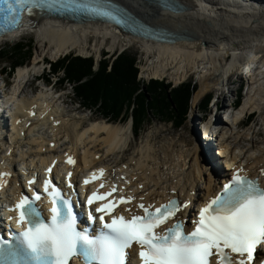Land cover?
<instances>
[{"label": "bare ground", "instance_id": "obj_1", "mask_svg": "<svg viewBox=\"0 0 264 264\" xmlns=\"http://www.w3.org/2000/svg\"><path fill=\"white\" fill-rule=\"evenodd\" d=\"M115 1L124 5L141 20L156 28L165 29L176 37L170 41L154 40L122 32L116 26L102 20L71 22L45 16L39 18L36 25L31 26L41 47V53L37 50L34 62L44 59L47 54L55 60L72 50L87 55L90 48L100 55L107 46L110 51H114L123 41L136 42L147 55L148 63L142 66V71L148 77H163L171 70V73L176 75V82L180 83L190 71L194 70L197 73L200 87L193 95L192 104L193 108L198 107L201 113L197 114L193 120L196 131H221L226 127L234 131L243 117L248 118V112H254L256 108H260L254 97L255 92H252L254 85L251 87V93L240 106L236 105L235 99L220 102L213 97L208 103L212 112L207 114L204 113V109H200L198 103L208 85L213 87L225 85L231 73L240 71L244 78L250 77L257 71L264 74V0H251L258 2H253L254 5L233 3L234 1L230 0L226 3L223 0H175L182 6L175 10L165 8L151 0ZM254 27L260 31L254 33ZM26 28L28 27L13 32L10 37L26 33ZM229 54L233 55L231 63L227 62ZM28 71L26 67H20L17 70L19 79H23ZM21 85V82L14 85V91L10 97L17 100L14 104L29 105L32 101H27L22 93H18ZM43 98L46 103L49 95L43 94ZM55 111L60 115L59 123H56L53 116H43L44 109H39V117L33 122L31 128L28 127V131L42 128L43 131L65 133V136L72 140V151L78 156L76 172L105 165L109 170L108 177L112 174L117 175V178L125 175V180L131 183L130 192L136 198L142 197L145 201L160 202L179 195L186 201L194 200L188 206V210L193 213L199 211L201 206L206 204L204 199L214 194L219 188L213 172L208 170L210 163L206 157H204L206 165L201 163L197 143L193 146L194 161L189 157L190 149L184 148L179 154L167 149L164 151L165 156L162 157L160 151L152 146L148 137L138 150V154L131 158L130 163L122 162L121 165L117 161L106 163L105 159L108 156L127 146L129 135H124V131H131V122L129 121L123 127L97 121L82 128L81 116L65 115L60 109ZM57 124L61 126L58 130ZM254 124L255 121L252 120L249 125L239 129L240 131H258V127L253 126ZM26 125L27 120L23 115V121L14 125V131H17L16 136L22 135ZM223 135L224 132L221 136ZM16 136L11 138L14 139L16 149H20L24 146V140ZM209 137H212L211 132ZM220 143L223 149L219 147L218 153L228 156L224 166L222 164L223 168L229 169L236 163V168H240L243 172L260 175L264 183V174L261 171L264 169V156L256 159L257 156L252 155L255 165H252L253 160H247L246 164H242L238 161L240 154L230 150L231 148L229 149L221 138ZM202 146L207 148L206 145ZM125 150L127 151V148ZM35 151L31 149L29 155L35 156ZM100 153H102L101 156L97 158ZM218 153L215 151L216 156ZM210 158L213 160L212 156ZM220 178L218 176L217 180Z\"/></svg>", "mask_w": 264, "mask_h": 264}, {"label": "snow or ice", "instance_id": "obj_2", "mask_svg": "<svg viewBox=\"0 0 264 264\" xmlns=\"http://www.w3.org/2000/svg\"><path fill=\"white\" fill-rule=\"evenodd\" d=\"M49 2L0 0V16L15 27L25 12L31 15L34 9ZM68 2L78 10L107 17L118 24L125 22L106 0ZM67 162L75 163L71 157ZM47 171L51 173L52 169ZM261 171L264 174V169ZM103 175L104 170L100 169L86 178L84 184L93 183ZM103 187L101 183L100 188ZM44 191L51 196L50 220L46 222L35 206V201L41 199L39 194L32 198L21 196L14 211L18 212L17 224L23 231L15 245L0 240V264H69L74 257H79L83 264H129V250L134 246L138 249L140 264H250L257 247L264 245V188L239 171L223 185L219 194L199 209L198 219L187 232L181 220L164 227L187 207L177 200L159 207L139 203L137 207L142 215H114L120 205L131 204L135 197H116L114 194L119 189L113 185L109 191L97 189L87 198L90 207L100 202L94 211L100 214L101 228L93 236L87 230H77L71 203L62 198L51 179L44 181ZM88 219L95 222L97 217L89 211Z\"/></svg>", "mask_w": 264, "mask_h": 264}, {"label": "rangeland", "instance_id": "obj_3", "mask_svg": "<svg viewBox=\"0 0 264 264\" xmlns=\"http://www.w3.org/2000/svg\"><path fill=\"white\" fill-rule=\"evenodd\" d=\"M149 6V5H148ZM150 9H152L151 6H149ZM260 31L257 28H253V32L256 33ZM20 48L17 49L19 51V54L21 56H26L29 54V51L22 50V45L24 44H31L32 45V61L25 60L24 62H29L23 64L26 65L24 67H30L32 63L34 62V59L37 55V50L41 53V47L38 41V37L36 36V33L34 30L27 31L20 37H13L5 42L0 43V50L3 49L2 53L6 56L11 55L13 52H11L14 44L16 42L20 41ZM34 46V47H33ZM12 47V48H10ZM123 51H128L136 56L137 58V67L139 69V79L141 80V87L146 89V86L152 82V80H159L163 81L165 84H170L171 88L176 87L178 84L191 82L193 84H197V87L199 89L200 82L198 79L197 73L192 70L189 72V74L182 80L180 83L176 82V75L171 73V70L168 72V75H165L163 77H148L143 71L142 66L148 63L147 55L143 52V50L139 47V45L135 43H129L128 41H123L119 47H117L116 50L110 51V49L105 47L104 51L97 55L96 51L90 48V52L86 54H80L77 50L69 51L68 53L61 55L58 59L53 60L49 54L44 58L45 62L47 63L48 60H51L52 62H58V60L65 58L67 55H74V56H81V57H93L96 63L95 69H97L101 63L104 64H112V62L116 59V57ZM99 57V59H98ZM42 60V59H41ZM233 61V55H230L227 57V62L231 63ZM6 65L5 62L0 61V69ZM43 63H40V66H37V69L39 70L42 68ZM111 67H108V70H110ZM17 70V69H16ZM15 71V70H14ZM37 72V70H35ZM60 76L64 75L63 69L59 71ZM255 74V75H254ZM251 74L250 77L244 78L243 75H241L240 71H236L234 73H231V75L228 77V81L225 83V85H218V87H213L212 85H208L206 88V91L204 92V96L200 99L198 106L200 107V104L203 102V100L206 98V95H211V97H216L220 100V102H229L231 99H237V96H239V92L241 90L242 98H241V105L244 102V99L247 97L249 93H251V87L254 85L252 92H255V100L258 102V105H260V108H256V111L254 112H248V117L252 118V120L255 121L256 128L258 127V132L251 135L255 139L250 138V134H246L243 131H240L239 129H235V131L229 130L227 127L224 129V135L221 137V139L224 141L225 145L228 146L230 150L233 152L240 154L238 157V161H242L243 163H246L248 161H252V165L254 164L255 159H252L251 157L257 156L256 159H260L262 156H264V74L261 73V71H257L256 73ZM0 77L2 75L0 74ZM6 78V76L4 75ZM17 77V72L11 76V79L8 80L9 83V90H12V87L15 84V80ZM252 77V78H251ZM0 78V81L2 80ZM72 85H74L72 83ZM26 88L30 89L28 85H26ZM142 88V90H143ZM197 89V90H198ZM256 89V90H255ZM196 90V91H197ZM141 91V90H140ZM139 91V92H140ZM195 91V92H196ZM194 92V93H195ZM194 95V94H193ZM193 95L191 96V99L189 101V111L188 114L190 115L188 117L189 121L194 120V118L197 116V114H200L201 112L198 111V107L193 108L192 100ZM210 97V98H211ZM150 99H153V97H150ZM66 107V105H65ZM95 112H99L97 116L102 115L99 109H97L95 106ZM69 112L72 114H77L82 117V125L81 127L89 126L91 123L96 121H104L102 118H94L96 115L93 112H90L86 110L83 106H80L78 102L72 97V106L66 107ZM201 109V107H200ZM237 109V108H235ZM207 111V112H206ZM211 108L208 105L207 109H204V113L211 114ZM237 112V110H236ZM154 112L150 111L148 116H152L149 122L145 123L141 128V136L136 137L133 133V129L131 127V131H124V135H129V141L125 148H127V151L123 148L118 149L114 154H111L105 159L106 163H113L114 161H117L118 163L122 162H131V158L135 157L138 154V150L140 147L145 143L146 139L150 138V143L152 146H154L156 149H158L161 153V156H165V150H171L179 154L181 149H190L191 160L195 158V152L193 150V146L197 143V137L195 136L194 131L189 130V124H184L181 127H176L171 122L167 121H161L158 119H154ZM220 113V112H218ZM158 115V114H157ZM91 116L92 119L88 118ZM123 116V115H122ZM121 116V117H122ZM247 116L243 117L245 119ZM242 119V120H243ZM125 122H113L111 120H108L107 122L116 124V125H122L125 127L127 123L132 121V118L128 117ZM199 126V125H198ZM233 132V133H232ZM230 136V137H229ZM71 143V140L69 141ZM262 144V146H261ZM187 145V146H186ZM261 146V148H260ZM235 149V150H234ZM262 150V151H261ZM200 154L201 163L206 165L204 162V158L202 157V154ZM207 156V155H206ZM204 167V166H203ZM204 170L207 172V169L204 168ZM207 174V173H206Z\"/></svg>", "mask_w": 264, "mask_h": 264}, {"label": "trees", "instance_id": "obj_4", "mask_svg": "<svg viewBox=\"0 0 264 264\" xmlns=\"http://www.w3.org/2000/svg\"><path fill=\"white\" fill-rule=\"evenodd\" d=\"M19 48L20 44L17 43L11 50L13 53L8 56L14 59V64L24 63L32 56L31 44L22 45V50L29 51L26 56L19 54ZM1 55L7 58L5 54ZM51 64L53 72L63 69V80L67 79L75 84L74 95L81 103L95 106L102 114L116 120L132 117L136 134L152 118L148 116L150 111L154 112L155 118L171 121L174 126L181 127L187 120L191 96L198 89L197 84L191 82L171 88L170 84L159 80H152L146 89L141 87L137 58L128 51L121 52L112 64L101 63L97 69L93 57L67 55ZM108 67H111L110 70ZM238 95L236 104L240 106L241 90ZM210 97V94L206 95L200 104L202 109H207Z\"/></svg>", "mask_w": 264, "mask_h": 264}, {"label": "water", "instance_id": "obj_5", "mask_svg": "<svg viewBox=\"0 0 264 264\" xmlns=\"http://www.w3.org/2000/svg\"><path fill=\"white\" fill-rule=\"evenodd\" d=\"M151 1L158 2L161 6L168 8V9H171V10L172 9L175 10L177 8L182 7L181 4L175 0H151ZM230 1L231 2L234 1L233 3H243V4L246 3V5H254V3L252 1H239V0H230ZM224 2L226 3L227 1H224ZM256 3H258V2H256ZM259 4H261V3H259ZM164 5H166V6H164ZM128 14L131 17H135V15H133V14H130V13H128ZM158 30H160V32L163 33V36L166 37V39H162L164 41H166V40L170 41L176 37L171 32H167L165 29L158 28Z\"/></svg>", "mask_w": 264, "mask_h": 264}]
</instances>
